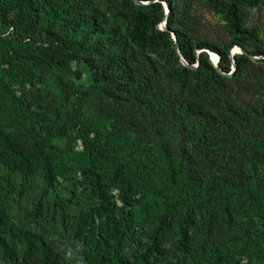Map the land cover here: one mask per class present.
<instances>
[{"label":"rangeland","instance_id":"obj_1","mask_svg":"<svg viewBox=\"0 0 264 264\" xmlns=\"http://www.w3.org/2000/svg\"><path fill=\"white\" fill-rule=\"evenodd\" d=\"M10 0H0V37L11 36L17 19ZM154 0L151 3H156ZM239 0H172L173 29L186 35L198 57L208 55V64L217 69L220 59L201 49L210 44L220 52L242 55L234 42L235 35L227 17L228 10ZM37 12L29 34L40 42L25 41L19 48L33 67L35 83L44 89L50 108L48 123L51 137L32 127L27 112L10 95L0 96V134L27 133L38 155V170L27 194L17 193L20 173L13 170L11 183L15 189L13 202L7 207L6 219L17 229H23L36 238L47 241L48 257L53 264H81L70 243V225L61 224L58 211H53L59 196L69 205L64 211L69 218L81 209L94 208L90 195V180L86 174L83 146L75 132L65 129L69 118L81 116L89 127V138L119 142L126 153L144 163L149 170L164 177L182 176L179 166V127L189 124L185 133L196 139L205 135L212 141L205 152L212 162L201 169V184L187 197L185 212L193 221V251L188 264H213L211 252H199L197 244L204 237L206 224H212V236L218 243L238 250L245 243V235L235 226L224 224L221 209L224 201L223 186L237 173L253 174L247 195L262 201L264 186V1L246 10V27H256L258 41L246 43L258 56L244 54V65L224 74L217 69L212 74L189 68L187 75L180 73L185 63L174 55L169 45L158 53L140 49L131 40L134 19L141 13L158 22L162 29L169 13L167 3L162 8L143 9L136 0H31ZM148 4V3H145ZM168 8V10H167ZM54 41L51 45L45 40ZM74 40L81 45L82 59L78 60L63 43ZM89 64L105 80L98 89ZM191 65V64H189ZM9 77L0 67V79ZM95 91L96 94H95ZM49 108V109H50ZM58 116V117H57ZM178 125H176V123ZM102 134V135H101ZM190 137V138H192ZM105 140V139H104ZM238 144V146H237ZM237 151L228 160L230 148ZM241 145L245 151L242 155ZM52 160L48 162V152ZM217 152L220 157H217ZM7 157L0 147V175L7 172ZM177 173V174H176ZM170 180V179H169ZM168 180V182H169ZM166 182L137 186L130 196L117 186L108 191L110 201L118 208L149 209L172 204L182 198L173 187L167 192ZM41 199L42 215L35 219L33 203ZM255 215V214H253ZM238 219L239 216H236ZM247 223V221H245ZM246 226V224H244ZM169 238L163 247L172 251ZM211 248V244H208ZM158 264H179L175 257ZM0 261L3 263L2 258ZM11 264H26L15 257ZM230 264H264V254L252 256L241 253L230 259Z\"/></svg>","mask_w":264,"mask_h":264},{"label":"trees","instance_id":"obj_2","mask_svg":"<svg viewBox=\"0 0 264 264\" xmlns=\"http://www.w3.org/2000/svg\"><path fill=\"white\" fill-rule=\"evenodd\" d=\"M137 1L148 3L140 4L143 5L141 6L143 9L162 8V3H167L169 13L165 18L169 30H160L158 22L141 13L134 19L131 30V40L136 46L158 53L164 47L173 45L174 55L180 60L172 37L174 33L180 54L188 64L197 63L198 69H206L212 74L218 73L216 68L208 64L206 53L203 52L197 57L188 37L173 29L172 0H158L156 3H151L154 0ZM262 1L264 0H239L238 4L227 12L235 35V44L251 56H258L260 53L250 51L243 41L250 44L257 42L258 33L256 27L245 26L246 10L257 7ZM9 2L16 9L17 19L12 25V35L0 37V67L9 77L7 80L0 79V96L10 95L14 98L27 112L32 127H37L39 132L47 134L50 138L52 126L48 123L49 115L58 114L50 108L44 89L35 83L32 64L19 52L20 46L27 40L33 43L40 42L29 34L37 10L31 0ZM45 43L55 44L48 39ZM62 45L70 49L78 60L82 59L80 43L68 39ZM198 47L218 52L220 72L224 74L231 72L233 62L230 54L220 52L210 44H200ZM233 59L238 71L247 57L244 54H235ZM89 68L95 81L93 89H98L105 77L98 74L91 64ZM188 72L190 70L187 66L181 67V74L187 75ZM182 125L178 129L181 138L177 153L182 176L164 177L153 174L144 163L134 158V153H130L129 156L120 141L109 140L107 136L102 139L96 136L89 138V127L81 116H74L66 121L65 129L74 131L83 146L86 174L90 180V195L94 200V208L81 209L78 214L69 218L63 210L69 203L57 196L53 211H58L61 224L70 225V243L79 256L81 264H158L167 259L173 260L172 257H175L179 264H188L187 257L192 255L194 240L191 232L193 221H190L189 210L185 212V202L191 191L201 184V169L208 167L207 165L212 162V159L205 154L211 148L212 141L205 135L194 139L185 133V130L194 131V128L189 124ZM0 147L7 157L8 170L0 175V257L3 260L0 264H11L15 257H20L26 264H53L48 257L47 241L36 238L26 230L17 229L14 224H9L4 209L15 199L13 195L16 191L11 183L12 171L16 170L20 173L17 193L20 196L27 194L33 187L32 179L38 170V155L26 132L0 134ZM240 148L243 155L245 151L242 145ZM236 151V145L230 148L228 160ZM216 155L220 157L218 152ZM47 156L50 163L52 160L50 150ZM253 179H255L254 171L253 174L241 172L235 174L232 180L223 186L224 193L221 197L224 206L221 214L225 218L224 224L238 227L246 240L238 250L218 243L212 236V224L209 221V224H206L204 237L197 244L196 249L205 254L211 252L210 259L213 264H230V259L241 253L252 256L264 254V186L260 189L262 201L251 200L247 194ZM160 181L166 182L169 194L174 191L173 187H177L181 191L182 198L172 204L149 209L147 204L139 208H130L127 205L118 208L108 197L112 185L121 187L126 195L130 196L137 186ZM42 210V201L38 199L33 203L32 217L39 218ZM239 215L238 219L236 216ZM166 238L172 243L171 252L163 247ZM208 244H211L210 249Z\"/></svg>","mask_w":264,"mask_h":264},{"label":"water","instance_id":"obj_3","mask_svg":"<svg viewBox=\"0 0 264 264\" xmlns=\"http://www.w3.org/2000/svg\"><path fill=\"white\" fill-rule=\"evenodd\" d=\"M136 2L138 3V4H143V5H145V3H142V2H140V1H137L136 0ZM167 10H168V8H167ZM166 23H167V19L165 18V20H164V23H163V26H162V29H164V30H169L168 28H167V26H166ZM172 37H173V39H174V41H175V47H176V50H177V53H178V55H180V58H181V60L185 63V66H187V67H189V68H191V69H194L195 68V66L194 65H189L186 61H185V59L181 56V54H180V49H179V44H178V42H177V39H176V35L174 34V33H172ZM208 52H211L210 50H208V49H206ZM241 54H246L244 51H242V53ZM235 55V52H233V51H231L230 52V56H231V58H232V62H233V66H234V69H235V61H234V59H233V56ZM217 65V69L220 71V69H219V67H218V64H216Z\"/></svg>","mask_w":264,"mask_h":264},{"label":"bare ground","instance_id":"obj_4","mask_svg":"<svg viewBox=\"0 0 264 264\" xmlns=\"http://www.w3.org/2000/svg\"><path fill=\"white\" fill-rule=\"evenodd\" d=\"M161 26H163V24ZM211 53H212V55H213L214 58H217V56L215 55V53H213V52H211Z\"/></svg>","mask_w":264,"mask_h":264}]
</instances>
